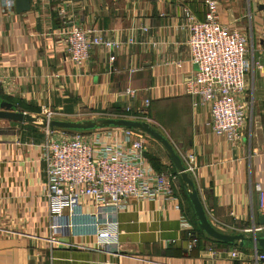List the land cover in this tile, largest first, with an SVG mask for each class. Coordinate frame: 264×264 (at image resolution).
I'll return each instance as SVG.
<instances>
[{"label":"crops","instance_id":"0c3cea01","mask_svg":"<svg viewBox=\"0 0 264 264\" xmlns=\"http://www.w3.org/2000/svg\"><path fill=\"white\" fill-rule=\"evenodd\" d=\"M3 1L0 102L7 97L16 107L22 102L51 110L58 119L84 120L131 116L148 99L152 120L175 152L195 155L196 169L188 176L212 227L247 237L252 233L246 230L261 228L253 234L264 236L256 192L257 186L264 190V0H246L252 5L247 13L245 0L218 4L220 23L245 35L252 64L238 97L245 116L236 141L212 133L209 106L186 95L182 85L196 70L189 62L182 9L189 7L201 21L205 0H30V9L20 14L14 0L11 8ZM64 22L125 46L113 62L96 48L87 64L77 66L65 55ZM127 88L135 90L134 97L120 96ZM42 129L0 120V264H264L258 259L264 251L253 244L227 245L198 232L179 176L173 183L176 200L127 201L117 215L114 244L99 247L91 235L52 233L42 162L50 137ZM151 148L164 168L158 171L175 170L162 146ZM182 217L191 230L182 228Z\"/></svg>","mask_w":264,"mask_h":264},{"label":"built area","instance_id":"2783aa9c","mask_svg":"<svg viewBox=\"0 0 264 264\" xmlns=\"http://www.w3.org/2000/svg\"><path fill=\"white\" fill-rule=\"evenodd\" d=\"M3 4L13 7L10 0ZM218 4L219 0H205L201 21L189 7L182 9V27L188 33L189 62L196 66L182 85L186 95L197 98L200 105L209 106L212 133L218 138L236 141L240 138L245 116V106L238 97L246 90V75L252 64L247 57L245 35L220 23ZM61 34L66 58L77 66L87 64L96 48L105 50L108 60L113 62L114 53L125 46L122 42L104 39L94 29L66 22ZM254 65L260 68L258 63ZM135 94V90L127 88L120 96L132 98ZM148 106L149 100L145 99L138 113L146 114ZM41 114L47 120L53 115L46 108ZM104 130L93 131L90 140H85L80 132L63 133L61 140L49 139L43 145L42 158L44 196L52 233L91 235L99 247L117 242V215L129 199L176 200L173 183L179 176L171 170L157 172L152 168L146 160L143 140L134 134L136 131ZM177 154L186 174H193L195 155L179 151ZM256 192L258 211L264 214V190L257 186ZM181 225L186 231L192 229L185 217L181 218ZM260 230H246L245 233ZM53 237L49 240L51 243ZM209 253L213 252L209 250ZM236 255V252L231 253V257ZM258 259L264 261V255Z\"/></svg>","mask_w":264,"mask_h":264},{"label":"water","instance_id":"95a60500","mask_svg":"<svg viewBox=\"0 0 264 264\" xmlns=\"http://www.w3.org/2000/svg\"><path fill=\"white\" fill-rule=\"evenodd\" d=\"M14 5L18 14L24 13L30 9V0H14ZM263 7L261 6L260 9H263ZM0 120L23 125L37 124L41 128L47 129L49 131L58 130L71 132H89L104 129H127L144 133L145 135L156 141L160 146H162L168 160L171 162V164L175 168L176 173L179 175L183 186L187 190V196L193 207L194 215L197 220V227L200 232H202L212 240L221 242L223 244H238L239 246H243L244 243H248L253 244L255 248H259L264 251V236H257L253 233L248 237L243 234H224L212 227L200 203L192 179L186 174L180 157L175 152L170 142L147 122L122 117H104L95 120L82 121L47 120L43 116H33L30 113L21 111L17 109L13 103L7 101L0 102ZM261 220L262 223H264V217H262Z\"/></svg>","mask_w":264,"mask_h":264},{"label":"rangeland","instance_id":"374dc122","mask_svg":"<svg viewBox=\"0 0 264 264\" xmlns=\"http://www.w3.org/2000/svg\"><path fill=\"white\" fill-rule=\"evenodd\" d=\"M220 1V0H219ZM252 1V0H250ZM262 1V0H261ZM248 1L245 0L244 2V9H245V12L247 13L248 12V9L250 8L251 9V4L249 5L247 3ZM244 23V28L245 30L247 31V21L245 22H242ZM43 109L40 110V113L39 114H33V116H43V114H41V111ZM48 110V109H46ZM51 111V110H49ZM150 107L149 109H147V113L146 114H140L138 113V111H135V112H129V115L131 116H123L122 118H130V119H134V120H138V121H142V122H147L149 123L155 130L161 132L163 135H165V132H163V130H161L162 128L160 126H158L157 122L155 123L152 118H151V113H150ZM53 113L52 115V118L51 120H61V121H82V120H62V119H58V117L55 116V112L51 111ZM128 114V113H127ZM106 116H98L96 118H91V119H84V120H95V119H99V118H104ZM56 118V119H55ZM112 118V117H111ZM118 118H121V117H118ZM29 126H34V129L37 130L39 128H41L39 125L37 124H27ZM42 130H45V132H47V129H42ZM106 131V130H104ZM104 131H99V132H104ZM108 131V130H107ZM106 131V132H107ZM105 132V133H106ZM109 132V131H108ZM63 133H68V135L72 134L73 132H65V131H58V130H55V131H49V137L50 139L52 140H61V136ZM92 133H94L93 131H90V132H84V133H81L83 135V138L85 140H90L91 139V136H92ZM134 134L141 140H143L144 142V146H145V152L148 150L149 153H147L148 155H150V158H155L154 156H151L152 155V147L156 148V145H157V142L154 141L153 139H151L150 137H148L147 135H145L144 133H141V132H134ZM108 135V134H107ZM102 136V135H101ZM151 148V149H150ZM147 155V156H148ZM149 157V156H148Z\"/></svg>","mask_w":264,"mask_h":264},{"label":"trees","instance_id":"16d2710c","mask_svg":"<svg viewBox=\"0 0 264 264\" xmlns=\"http://www.w3.org/2000/svg\"><path fill=\"white\" fill-rule=\"evenodd\" d=\"M3 101H7V102H10V103H12V100L11 99H9V98H7V97H2L1 98ZM18 105H17V109H19V110H21V111H25V112H28V113H32V114H39L40 113V111H39V109L38 108H34V107H32V106H30V105H27V104H24V103H22V102H18L17 103ZM65 132H71V131H65ZM90 132V131H89ZM80 133H84V132H80ZM148 159H149V161H150V163H151V165H152V167L157 171V172H161V171H158L159 169H164L163 167H161L158 163H156L154 160V158H150V157H148ZM173 168V167H172ZM172 170V172L174 173V174H176V171L174 170V169H171ZM200 234H202L203 235V233L202 232H200V231H198ZM198 233V234H199ZM205 235V234H204Z\"/></svg>","mask_w":264,"mask_h":264}]
</instances>
